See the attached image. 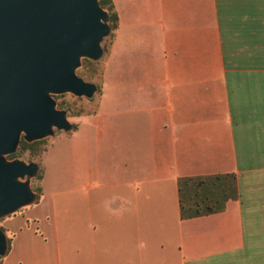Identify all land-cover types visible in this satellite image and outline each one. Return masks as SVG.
Wrapping results in <instances>:
<instances>
[{"label":"crops","instance_id":"0c3cea01","mask_svg":"<svg viewBox=\"0 0 264 264\" xmlns=\"http://www.w3.org/2000/svg\"><path fill=\"white\" fill-rule=\"evenodd\" d=\"M111 1L96 105L62 135L60 174L46 147L0 264H61L56 191L74 193L75 264H264V0ZM219 172L236 196L181 218L177 178Z\"/></svg>","mask_w":264,"mask_h":264},{"label":"water","instance_id":"95a60500","mask_svg":"<svg viewBox=\"0 0 264 264\" xmlns=\"http://www.w3.org/2000/svg\"><path fill=\"white\" fill-rule=\"evenodd\" d=\"M108 29L97 0H0V216L35 198L17 179L33 173L35 163L3 154L15 149L20 136L31 141L52 125L70 127L49 92L92 94L94 83L74 70L80 56H100L98 40ZM6 249L0 229V255Z\"/></svg>","mask_w":264,"mask_h":264},{"label":"rangeland","instance_id":"374dc122","mask_svg":"<svg viewBox=\"0 0 264 264\" xmlns=\"http://www.w3.org/2000/svg\"><path fill=\"white\" fill-rule=\"evenodd\" d=\"M109 24V22H108ZM111 32H110V26L108 31L103 34L100 39L98 40V45L101 48V54L97 58H87L85 56H80L79 60L80 63L78 66L75 67V73L83 78L86 81L94 83L95 87L99 85L100 83V68L102 63V57L105 53L106 46L108 44V41L110 39ZM88 59L89 62H86L84 64L83 59ZM82 72H79V71ZM97 88V87H96ZM94 89L92 94L90 96L85 95H77L70 91H63L59 93H52L49 92L50 96L54 99L55 107L61 108L65 112V118L70 123V127L67 129L58 128L54 125L51 126V132L46 134L42 137L43 141L41 145H45V148L48 146V156H51V159L49 161V164H53V169H57V174L61 171H59L60 167H54V163L58 159V151L60 152V140L62 139V135L67 133L71 128L72 124L75 121L76 114L78 112H84V111H91L96 105V95L98 94V90ZM57 101H61V105H56ZM22 132H20V135ZM47 147V148H48ZM64 152H67V150H73V146L66 145L63 147ZM41 152L38 153H30L27 150L22 152L18 156H14L11 158L19 159L25 163L28 162H34L36 167L35 171L31 174H23L21 176H18L17 179L20 181H24L28 184L29 188L31 189L32 193L36 196V193L38 192L36 189L37 185H40V178L37 177L38 173H40V156ZM3 156L7 159H11L10 157H7L6 154H3ZM61 153L59 155L60 159ZM54 173V171L52 172ZM65 173V169H62V173ZM74 193H70L68 195V198H63V201L59 199L58 201V192L56 191L52 197L48 198L47 200H53L48 202L49 206L46 208L47 214L54 212V215L56 216V225L53 226L51 224L46 225L47 233L49 232L51 235H55L58 238L59 241V251H60V257H61V264H75V223H74ZM54 198V199H53ZM38 200V199H37ZM36 200V201H37ZM35 200H32L30 203L33 204L36 202ZM28 203V204H30ZM27 205V204H26ZM24 206V205H23ZM23 206L15 209L12 212H8L2 216H0V229L4 232L6 236V241L8 243V237H11L10 233L7 230V219L9 216H11L15 211L22 208ZM45 210V209H44ZM43 210V211H44ZM43 211H38L39 213H43ZM45 230V232H46ZM46 234V233H45ZM48 236V234L46 235ZM2 255H0L1 257Z\"/></svg>","mask_w":264,"mask_h":264},{"label":"trees","instance_id":"16d2710c","mask_svg":"<svg viewBox=\"0 0 264 264\" xmlns=\"http://www.w3.org/2000/svg\"><path fill=\"white\" fill-rule=\"evenodd\" d=\"M97 1L99 5L107 12L110 32L112 33V29L115 28L117 24V15L115 10L113 9L112 1ZM82 62H84L85 64L86 62H89V60L84 58ZM79 72L82 71L80 70ZM96 87V90H98L99 93V85H97ZM56 105H61V101H57ZM75 126L76 123L74 122L72 124V128H75ZM42 141V138L26 141L20 136L15 149L7 153L6 156L10 158L18 156L25 150L30 153H38L42 151V156V154L46 150L45 145H41ZM40 168V173H38L37 177L41 180V163ZM176 188L178 211L181 218L221 210L224 206L225 200L229 197H235L237 194L235 175L232 172L179 176L176 180ZM36 189L38 192L36 193V196L34 198L35 201L39 198L41 185H37ZM10 238L11 237H8L7 249L9 247Z\"/></svg>","mask_w":264,"mask_h":264}]
</instances>
